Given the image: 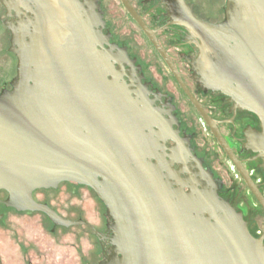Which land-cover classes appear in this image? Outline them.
I'll return each mask as SVG.
<instances>
[{"label": "flooded vegetation", "instance_id": "af4514ba", "mask_svg": "<svg viewBox=\"0 0 264 264\" xmlns=\"http://www.w3.org/2000/svg\"><path fill=\"white\" fill-rule=\"evenodd\" d=\"M7 1L0 220L25 218L26 245L75 229L64 238L87 249L64 257L85 259L96 245L94 264H132L146 227H180L181 246L198 253L244 229L264 255V207L241 173L264 199L262 124L241 72L243 42L264 11L247 0H126L151 38L121 0H67L86 48L46 106L30 101L46 98L30 64L34 5ZM16 105L25 118L15 124L8 115Z\"/></svg>", "mask_w": 264, "mask_h": 264}, {"label": "water", "instance_id": "95a60500", "mask_svg": "<svg viewBox=\"0 0 264 264\" xmlns=\"http://www.w3.org/2000/svg\"><path fill=\"white\" fill-rule=\"evenodd\" d=\"M7 10L11 4L7 0H1ZM30 1V0H29ZM131 13L139 21L142 28L151 36V32L140 21L139 17L129 6L126 0H121ZM252 2L254 8H258L261 16L264 0H247ZM19 0H15L18 6ZM34 5L33 36L30 51V64L33 66L36 76L38 91L45 90L46 98L36 95L30 101L53 104L56 100L55 91L58 86L57 78L60 76H73L72 71L79 69V56L86 48L82 36V25L70 9L67 0H31ZM0 8V51L9 45L12 33L6 32L2 21H6L8 13L1 17ZM10 21V20H9ZM18 21V45H20L21 26ZM10 26V25H9ZM256 27V26H255ZM12 29V26H10ZM261 28V29H260ZM152 38V36H151ZM156 47L155 40L152 39ZM243 45L241 59V72L248 78V109L254 112L262 124V132L258 137L256 149L261 152L264 162V22L259 28H255L253 37H246ZM160 50V49H159ZM2 55L0 52V69L2 68ZM174 70V69H173ZM175 74L176 71L174 70ZM46 102V103H45ZM22 106L16 107L8 115L16 124L17 119H24L25 112ZM10 110V109H9ZM21 110V111H20ZM207 119L208 123L209 120ZM3 116L0 112V135L3 134ZM210 124V123H209ZM2 141H0V150ZM232 157V156H231ZM242 175L251 187L257 200L264 207V199L251 185L250 179L241 171ZM0 179V188L3 187ZM57 220L66 225L74 224L72 221L59 217L50 209L44 208ZM47 230V229H45ZM58 230V229H57ZM244 229L234 230L228 238L217 235L206 241V249L198 253L191 252L181 246L183 230L180 227H167L165 233L145 228L139 234L141 242L139 248L133 254L132 264H264V255L257 253L251 245L250 238ZM66 231L75 232V229L65 230L59 228L57 234L46 233L25 244V218L6 214L0 220V264H94L97 262L96 245L92 248L93 254L85 255V259L69 260L63 252L77 248L80 254L82 249H87L86 244L78 239L77 246L70 240H66ZM39 232H28V236H35ZM95 241V238H94ZM81 242V243H80ZM82 252V251H81ZM52 253V256L49 254ZM52 257L55 260H52Z\"/></svg>", "mask_w": 264, "mask_h": 264}]
</instances>
